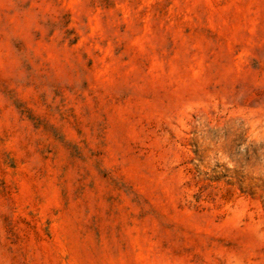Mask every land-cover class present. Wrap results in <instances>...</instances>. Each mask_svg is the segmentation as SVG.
Segmentation results:
<instances>
[{
  "label": "rangeland",
  "instance_id": "374dc122",
  "mask_svg": "<svg viewBox=\"0 0 264 264\" xmlns=\"http://www.w3.org/2000/svg\"><path fill=\"white\" fill-rule=\"evenodd\" d=\"M0 264H264V0H0Z\"/></svg>",
  "mask_w": 264,
  "mask_h": 264
}]
</instances>
